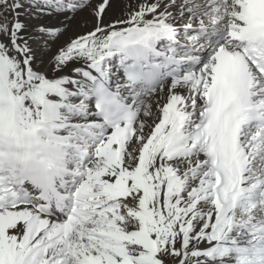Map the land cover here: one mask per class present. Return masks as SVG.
Returning <instances> with one entry per match:
<instances>
[{"label": "snow or ice", "instance_id": "1", "mask_svg": "<svg viewBox=\"0 0 264 264\" xmlns=\"http://www.w3.org/2000/svg\"><path fill=\"white\" fill-rule=\"evenodd\" d=\"M109 7L0 0V264H264V0Z\"/></svg>", "mask_w": 264, "mask_h": 264}, {"label": "bare ground", "instance_id": "2", "mask_svg": "<svg viewBox=\"0 0 264 264\" xmlns=\"http://www.w3.org/2000/svg\"><path fill=\"white\" fill-rule=\"evenodd\" d=\"M92 5H95L99 0H90ZM128 0H111L109 7L104 14L105 23L111 22L120 17L125 9ZM28 11V10H26ZM22 21L28 24L29 30L33 27H47L58 30V38L55 40H46L45 38H36L30 41L32 48L35 51L36 67L43 71L49 64L54 54H57L61 46L66 45L71 39L77 38L79 35L85 34L93 25V16L91 8H83L75 13L46 10L40 16L22 15ZM51 75V73H49Z\"/></svg>", "mask_w": 264, "mask_h": 264}, {"label": "rangeland", "instance_id": "3", "mask_svg": "<svg viewBox=\"0 0 264 264\" xmlns=\"http://www.w3.org/2000/svg\"><path fill=\"white\" fill-rule=\"evenodd\" d=\"M70 13H72V12H70Z\"/></svg>", "mask_w": 264, "mask_h": 264}]
</instances>
